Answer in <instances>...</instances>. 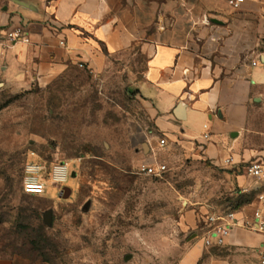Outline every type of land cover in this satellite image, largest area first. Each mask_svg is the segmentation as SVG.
I'll return each mask as SVG.
<instances>
[{
	"label": "rangeland",
	"instance_id": "1",
	"mask_svg": "<svg viewBox=\"0 0 264 264\" xmlns=\"http://www.w3.org/2000/svg\"><path fill=\"white\" fill-rule=\"evenodd\" d=\"M124 66L100 75L75 68L29 88L0 79V255L33 264H174L204 236L203 218L253 201L235 176L246 162H264V98L242 132L240 171L155 146L166 173L150 178L138 166L150 161L152 124ZM29 162L68 163V191L25 195Z\"/></svg>",
	"mask_w": 264,
	"mask_h": 264
},
{
	"label": "crops",
	"instance_id": "2",
	"mask_svg": "<svg viewBox=\"0 0 264 264\" xmlns=\"http://www.w3.org/2000/svg\"><path fill=\"white\" fill-rule=\"evenodd\" d=\"M17 1L25 6L9 0L0 7V31L23 27L26 39L14 44L1 37L5 84L46 86L71 69L100 75L125 63L152 124L148 160L157 161L155 146L164 139L167 156L240 171L242 132L250 109L264 98V0H243L237 8L229 0ZM137 65L141 70L131 71ZM235 178L254 194L237 217H250L264 183ZM262 260L264 237L235 228L224 246L206 247L200 239L174 264ZM0 264L33 263L0 255Z\"/></svg>",
	"mask_w": 264,
	"mask_h": 264
},
{
	"label": "built area",
	"instance_id": "3",
	"mask_svg": "<svg viewBox=\"0 0 264 264\" xmlns=\"http://www.w3.org/2000/svg\"><path fill=\"white\" fill-rule=\"evenodd\" d=\"M243 0H229V3L237 8ZM23 27H17L5 33L0 31V40L3 37L9 43L25 42ZM62 44V43H61ZM255 65V63H254ZM165 140H159V146L163 147ZM166 173V166L151 160L142 162L138 166V174L150 178H161ZM242 176L252 180L259 185L264 183V162L252 161L242 168ZM71 177L70 165L68 163H55L47 166L43 162H29L24 167L22 191L28 196H42L52 187L58 194H62L64 186ZM257 208L250 217L238 218L236 211L214 212L204 219L207 227L203 243L206 247L224 246L225 240L235 228H242L252 234H259L264 237V192L256 197ZM264 264V260L260 262Z\"/></svg>",
	"mask_w": 264,
	"mask_h": 264
},
{
	"label": "water",
	"instance_id": "4",
	"mask_svg": "<svg viewBox=\"0 0 264 264\" xmlns=\"http://www.w3.org/2000/svg\"><path fill=\"white\" fill-rule=\"evenodd\" d=\"M14 3H16V4H19V5H22V6H25L24 4H22L21 2H19V1H17V0H12ZM180 109H177V113H179L180 111H179ZM72 176H74V174L72 173L71 174ZM67 190V189H66ZM68 191V190H67ZM47 218H48V216H45V221L47 220ZM128 258L126 257V260H127Z\"/></svg>",
	"mask_w": 264,
	"mask_h": 264
},
{
	"label": "flooded vegetation",
	"instance_id": "5",
	"mask_svg": "<svg viewBox=\"0 0 264 264\" xmlns=\"http://www.w3.org/2000/svg\"><path fill=\"white\" fill-rule=\"evenodd\" d=\"M65 191H66V189H65V187H64V188H63V191H62V194H63ZM62 194H61V195H62ZM59 195H60V194H59Z\"/></svg>",
	"mask_w": 264,
	"mask_h": 264
},
{
	"label": "trees",
	"instance_id": "6",
	"mask_svg": "<svg viewBox=\"0 0 264 264\" xmlns=\"http://www.w3.org/2000/svg\"><path fill=\"white\" fill-rule=\"evenodd\" d=\"M260 161H262V160H260ZM263 162V161H262Z\"/></svg>",
	"mask_w": 264,
	"mask_h": 264
}]
</instances>
